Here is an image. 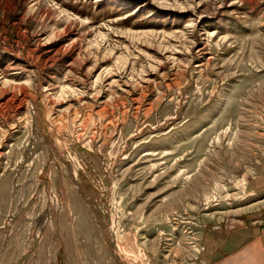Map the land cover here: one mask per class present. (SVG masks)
<instances>
[{
	"label": "rangeland",
	"instance_id": "374dc122",
	"mask_svg": "<svg viewBox=\"0 0 264 264\" xmlns=\"http://www.w3.org/2000/svg\"><path fill=\"white\" fill-rule=\"evenodd\" d=\"M260 247L264 0H0V264Z\"/></svg>",
	"mask_w": 264,
	"mask_h": 264
},
{
	"label": "crops",
	"instance_id": "0c3cea01",
	"mask_svg": "<svg viewBox=\"0 0 264 264\" xmlns=\"http://www.w3.org/2000/svg\"><path fill=\"white\" fill-rule=\"evenodd\" d=\"M251 245V247L250 246H248L247 248H245V249H253L252 247H253V245L252 244H250ZM260 248H262V249H260ZM260 248H257L259 251H257V254L260 252L261 254H262V256H263V258H261L260 260H259V264H260V262L261 263H264V249H263V247H260ZM242 250V249H241ZM250 251V250H249ZM240 255L242 256H245L244 255V253H241L240 251L238 252V257H240ZM263 260V261H262Z\"/></svg>",
	"mask_w": 264,
	"mask_h": 264
}]
</instances>
